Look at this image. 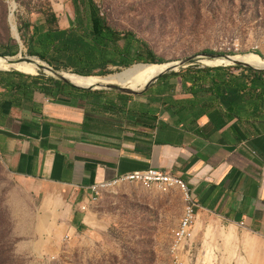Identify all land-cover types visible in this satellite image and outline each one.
I'll use <instances>...</instances> for the list:
<instances>
[{"label":"rangeland","instance_id":"374dc122","mask_svg":"<svg viewBox=\"0 0 264 264\" xmlns=\"http://www.w3.org/2000/svg\"><path fill=\"white\" fill-rule=\"evenodd\" d=\"M15 1L18 8L11 22V0H0V56L34 59L26 42L34 28L47 29L46 15L55 7L64 22L68 19L71 25L74 19L71 0ZM95 1L110 26L132 31L149 45L162 61L153 65L190 58L203 65L230 59L225 55L264 57V0ZM16 46L18 55L6 56L16 52ZM208 54L221 57L208 58ZM118 69L127 68L110 67V74ZM38 75L53 79L44 72ZM143 94L132 96L139 101ZM71 198L72 193L16 175L0 156V264H172V234L185 205L179 187L123 183L104 189L83 205L73 204ZM82 206H86L87 226L74 232L69 214ZM197 232V247L207 252L209 264H264V241L242 230L231 233L230 226L211 214L198 218ZM247 238L255 240L254 245Z\"/></svg>","mask_w":264,"mask_h":264},{"label":"crops","instance_id":"0c3cea01","mask_svg":"<svg viewBox=\"0 0 264 264\" xmlns=\"http://www.w3.org/2000/svg\"><path fill=\"white\" fill-rule=\"evenodd\" d=\"M54 9L60 28H69L70 21ZM141 97L147 102L152 91ZM35 103L0 102V156L16 175L72 193V203L83 205L94 185L149 167L166 170L187 182L198 218L211 214L231 233L242 230L264 241V122H253L260 131L251 133V124L234 119L217 127L207 114L197 123L178 124L162 107L157 118L136 121L88 112L84 101L50 102L37 95ZM182 213L183 207L178 220ZM86 219L78 208L68 224L79 232Z\"/></svg>","mask_w":264,"mask_h":264},{"label":"trees","instance_id":"16d2710c","mask_svg":"<svg viewBox=\"0 0 264 264\" xmlns=\"http://www.w3.org/2000/svg\"><path fill=\"white\" fill-rule=\"evenodd\" d=\"M71 1L74 19L69 28L61 29L57 25L54 11L46 15L45 31L34 28L26 42L31 57L55 71H71L81 77L109 75L110 67L162 64L149 45L134 32L110 26L95 0ZM14 49L16 52L6 56L18 55L20 47ZM156 86H159L158 91ZM151 91L153 97L141 102L134 100L132 95L114 91L78 90L44 75L32 77L16 71L0 72V102L9 100L16 105L36 107L37 95L50 102L72 99L84 101L88 112L123 115L136 121L157 118L153 115L162 107L178 124L197 123L201 115L207 114L217 127L234 119L240 124H251L252 128H248L251 133L260 131L253 122H264V71L197 64L163 75L141 96ZM178 93L191 97L177 98Z\"/></svg>","mask_w":264,"mask_h":264},{"label":"built area","instance_id":"2783aa9c","mask_svg":"<svg viewBox=\"0 0 264 264\" xmlns=\"http://www.w3.org/2000/svg\"><path fill=\"white\" fill-rule=\"evenodd\" d=\"M123 183L138 184L145 188L158 186L169 189L174 186L179 187L185 205L179 224L172 234L170 247L171 262L172 264H209L208 262L211 260L210 258L206 259L207 252L198 249L196 244L198 234L196 207L198 203L193 199L190 188L182 177L176 176L166 170L149 167L145 170L126 173L112 181L92 186L91 199L100 196L104 189ZM81 210L85 211L86 206H82Z\"/></svg>","mask_w":264,"mask_h":264},{"label":"bare ground","instance_id":"6f19581e","mask_svg":"<svg viewBox=\"0 0 264 264\" xmlns=\"http://www.w3.org/2000/svg\"><path fill=\"white\" fill-rule=\"evenodd\" d=\"M11 17L10 21L14 19L15 11H17L18 5L15 0H11ZM16 22V21H15ZM15 25L13 24V31L15 37L17 33L15 32ZM28 57V56H27ZM10 58H0V70H16L21 73H30L33 77L37 76L40 72L49 74L47 70H41L40 66L44 65L38 59H34L32 63H17L13 64ZM235 61L242 62L253 66L256 69H264V57L257 54H249L242 59H220L215 62H205L211 66H227L232 65ZM175 62L165 63L163 66H157L153 64H148L146 66H136L130 67V69H124L119 72H113L112 74L106 76H88L81 77L72 73L64 72L63 75L71 82L73 85L79 88H100L108 85H117L121 88H127L130 90H141L144 86L157 74L167 69L171 64ZM221 63V64H217ZM24 65V66H20ZM29 75V74H27ZM128 85H138L141 87H129ZM143 86V87H142Z\"/></svg>","mask_w":264,"mask_h":264},{"label":"water","instance_id":"95a60500","mask_svg":"<svg viewBox=\"0 0 264 264\" xmlns=\"http://www.w3.org/2000/svg\"><path fill=\"white\" fill-rule=\"evenodd\" d=\"M15 32L17 33V38L20 41V36L18 35L17 28L15 29ZM0 57L1 58H8V57H4V56H0ZM207 57L208 58H216V57H221V55L208 54ZM224 57L231 58L230 55H225ZM10 59H12L11 61H12L13 64H17V63H27V62L28 63H32L33 60L34 59H37V58H34V59H29V58H26V59H24V58H21V59H13V58H10ZM197 64H200V63H196L194 58H190V59H187V60H184V61H180V62L173 63L167 69L163 70L162 72H160L159 74H157L156 76H154L144 86V88H142L141 90H130V89H127V88H121V87H119L117 85H108V86H104V87H100V88H97V87L96 88H79V87L73 85L71 82H69L63 76V73H59L58 71H55L50 66L44 64V65L40 66V68H41V70H47L48 73H49V75L52 76L54 80L59 81V82H62L64 84L69 85V86H71V87H73L75 89H78V90L91 91V92H95L96 90H107V91H114V92H118V93H122V94H127V95H138V94H143L144 92H146L150 88V86L153 85L155 82H157L158 79L160 77H162L163 75H167V74H170V73H173V72H180L182 69H185V68H188L190 66L197 65ZM146 65H148V64L140 63V64H135L132 67H136V66H146ZM203 66L204 67L205 66H208V67H218V66H209V65H204V64H203ZM227 66H242V67L252 68V69H255V70H258V71H264V69H256V68H254L251 65H248V64H245V63H242V62H238V61H235L232 65H227ZM128 69H130V68H127V70ZM0 72H11V70H0ZM17 72H19V71H17ZM25 75H27V74H25ZM38 76H40V75H38Z\"/></svg>","mask_w":264,"mask_h":264}]
</instances>
